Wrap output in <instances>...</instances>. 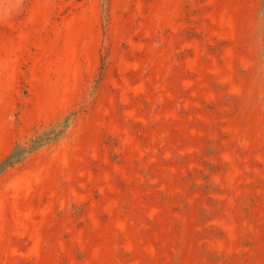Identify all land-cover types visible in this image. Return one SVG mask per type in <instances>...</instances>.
I'll return each mask as SVG.
<instances>
[{"label": "rangeland", "instance_id": "obj_1", "mask_svg": "<svg viewBox=\"0 0 264 264\" xmlns=\"http://www.w3.org/2000/svg\"><path fill=\"white\" fill-rule=\"evenodd\" d=\"M0 264H264V0H0Z\"/></svg>", "mask_w": 264, "mask_h": 264}]
</instances>
